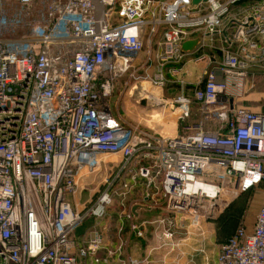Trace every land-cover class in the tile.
Returning <instances> with one entry per match:
<instances>
[{
    "label": "built area",
    "instance_id": "obj_1",
    "mask_svg": "<svg viewBox=\"0 0 264 264\" xmlns=\"http://www.w3.org/2000/svg\"><path fill=\"white\" fill-rule=\"evenodd\" d=\"M37 4L45 10L30 34H0V264H114L123 243L106 246L100 229L83 245L74 235L89 218H109L116 201L125 210L140 180L170 215L158 221L165 240L176 216L212 219L243 192L264 193V113L241 105L248 80L264 74V0H0L13 10L0 29L21 27ZM191 64L203 66L195 83ZM126 76L132 96L177 110L187 134L155 136L114 117L108 100ZM196 105L216 130L190 122ZM105 165L102 191L79 210L72 196L85 171ZM119 215L145 237L131 211ZM218 264H264V199Z\"/></svg>",
    "mask_w": 264,
    "mask_h": 264
},
{
    "label": "crops",
    "instance_id": "obj_2",
    "mask_svg": "<svg viewBox=\"0 0 264 264\" xmlns=\"http://www.w3.org/2000/svg\"><path fill=\"white\" fill-rule=\"evenodd\" d=\"M188 42H195V40ZM195 45L189 49V51L192 50ZM142 57L143 56H141L140 61H142ZM202 68V65L195 66L191 64L187 66L189 83H195V80L200 74ZM121 84V82H118L115 90H120L121 88V92H123L126 88L133 89L135 86V83H131V81H128V83L125 82V86H122ZM190 88L191 87H189L187 91H190ZM248 88V93L246 94L243 102H241V105L253 112L264 113V74H257L252 78V80H248L247 89ZM179 92L180 90L178 88H174L165 89L161 92V94L165 99L171 100ZM112 98L114 99L116 97L112 94L110 100ZM194 108L195 107H192V116L194 114ZM177 112L178 111L176 110L175 114L177 115L178 123H180ZM115 117L123 120L127 125L141 126L140 123L133 124L132 122L126 121L119 114H115ZM141 121H143V119ZM179 126H181V124ZM179 126H177L173 131L177 132L179 128L181 131L182 126ZM141 128L155 136L172 137L164 134L166 128L164 131L161 130L162 133H158L154 129L144 128L142 126ZM111 168L112 167L109 165H105L101 168V170H105L108 173ZM84 176L85 174L83 177ZM145 193L146 184L143 180H140L133 186V189L127 198L128 204H126L125 210H121L119 205L120 202L116 201L114 206L111 207V210L109 211V218L99 220L95 218L87 219L75 232L74 238L78 244L83 245L87 242L93 230L100 229L104 234L106 246L117 250L121 243L124 244L123 249L112 257L111 261L114 264H119V259L129 258L139 261V264H218V256L221 246L226 243L229 237H231L236 231L235 229L234 231H230V228L227 227V220H218L220 218L219 216L215 219H201L194 222L192 218L176 216V220L174 222L175 225L171 229V231L174 232V237L171 240H165L162 232L168 226L163 227L158 221L161 218H168L170 215L163 207L154 206L152 201L147 200ZM261 193L262 196L256 204L255 217L264 199L263 190ZM244 196L245 195L237 200L239 216L242 214L243 210L246 209V200L243 198ZM157 199L158 201L161 200L160 195ZM72 202L77 206L73 199ZM226 207L228 206H224L222 212L223 214ZM121 211H131L133 213V222L142 226V229L145 231L144 238H138L134 232L130 231L131 222L120 218L119 213ZM255 217L250 218L248 221L246 220L245 225L248 228L251 229V227H253ZM220 221L222 224H220ZM223 226L224 229L222 230L221 228ZM103 255H105V253L101 251L99 256ZM80 262L81 264H91L88 259L84 261L80 260Z\"/></svg>",
    "mask_w": 264,
    "mask_h": 264
},
{
    "label": "rangeland",
    "instance_id": "obj_3",
    "mask_svg": "<svg viewBox=\"0 0 264 264\" xmlns=\"http://www.w3.org/2000/svg\"><path fill=\"white\" fill-rule=\"evenodd\" d=\"M45 10L44 4H37L30 8L29 13L30 16L25 19L24 24L19 28H7L5 31L0 29V34L6 38V39H20L22 37H25L26 35L31 33V27L36 25L40 22L41 13ZM11 15L13 14V10L9 8V6H4L2 9H0V17L2 15ZM11 49H14L13 46H11ZM132 81L129 79V77H124L121 79V85L124 86V82ZM119 85V86H121ZM150 91H156L155 88H152L151 85H146ZM120 88V87H119ZM120 90H114L113 95L116 98H112L111 100H108V104L110 107L112 106V112L115 114H119L123 119H125L128 122H132L133 124L140 123L142 127L144 128H150L154 129L158 133H162L161 130H165L164 134H167V136H178L180 134H187L184 129H182L180 123L177 121V115L175 114V109H170L169 107L164 109L160 106H153L151 102H148L146 100H141L138 96H132L130 88H126L123 92ZM132 96V97H131ZM162 99V98H161ZM114 101V102H113ZM194 114L190 118V122H199L202 121L204 124L205 131H212L216 130L219 126V123L216 121H209L205 119L204 109H202V106L196 105L194 108ZM165 111V112H163ZM178 113V112H177ZM115 114L114 117H115ZM143 119V121H141ZM121 120V119H120ZM141 121V122H140ZM179 124V125H178ZM170 126V127H168ZM181 127L177 132H174L173 130L177 127ZM173 131V132H172ZM111 160V158L109 159ZM109 175V172L105 170H99L95 173H88L85 171V176L82 178L80 182V190L75 195L72 196V199L74 202H76L78 209L83 210L85 208L90 207V205L95 201L98 194L102 191L103 188V179ZM262 188H252L249 189L241 194L240 197L230 202L227 206L229 207L232 203L236 204L237 200H239L244 194L246 200V209L242 212V214L239 216L238 211L239 207L237 205L233 206V210L231 212L226 213V209L224 210V214L221 212L218 215H216L215 218H220L218 220H227L228 224L227 227L230 228V231L234 229L237 230L238 227L245 226L246 220L248 221L250 218L255 217L256 213V204L260 200L262 196ZM111 210V207L108 208V211ZM223 215V216H222ZM222 216V217H221ZM220 224L221 221H220ZM220 226V225H219ZM226 227V228H227ZM224 229V226L221 228ZM223 233V232H222ZM221 234V233H220ZM219 234V236H220Z\"/></svg>",
    "mask_w": 264,
    "mask_h": 264
},
{
    "label": "water",
    "instance_id": "obj_4",
    "mask_svg": "<svg viewBox=\"0 0 264 264\" xmlns=\"http://www.w3.org/2000/svg\"><path fill=\"white\" fill-rule=\"evenodd\" d=\"M208 0H192V7L198 6L200 3L202 2H206ZM196 44V42H188L186 44H184V49L185 50H189L191 49L194 45Z\"/></svg>",
    "mask_w": 264,
    "mask_h": 264
},
{
    "label": "trees",
    "instance_id": "obj_5",
    "mask_svg": "<svg viewBox=\"0 0 264 264\" xmlns=\"http://www.w3.org/2000/svg\"><path fill=\"white\" fill-rule=\"evenodd\" d=\"M244 195H245V194H244ZM234 203H235V202H234ZM234 203H232V204L226 209V213H225V214H227V212H229V211L231 212V210H233V206H234V205H237V203H236V204H234ZM233 204H234V205H233ZM243 211H244V210H243ZM225 214H224V215H225ZM222 221H223V219H222ZM229 238H230V237H229ZM227 241H228V240H227Z\"/></svg>",
    "mask_w": 264,
    "mask_h": 264
},
{
    "label": "bare ground",
    "instance_id": "obj_6",
    "mask_svg": "<svg viewBox=\"0 0 264 264\" xmlns=\"http://www.w3.org/2000/svg\"><path fill=\"white\" fill-rule=\"evenodd\" d=\"M143 86H144V85H143ZM144 87H145V86H144ZM157 104H158V105H161V101L158 100V101H157ZM140 122H141V121H140Z\"/></svg>",
    "mask_w": 264,
    "mask_h": 264
}]
</instances>
